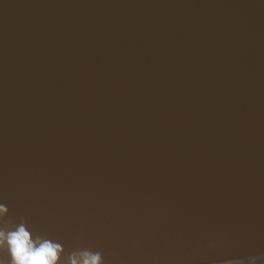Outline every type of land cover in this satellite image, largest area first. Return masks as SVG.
<instances>
[{
  "label": "water",
  "instance_id": "obj_1",
  "mask_svg": "<svg viewBox=\"0 0 264 264\" xmlns=\"http://www.w3.org/2000/svg\"><path fill=\"white\" fill-rule=\"evenodd\" d=\"M0 205L59 264H264V0H0Z\"/></svg>",
  "mask_w": 264,
  "mask_h": 264
},
{
  "label": "clouds",
  "instance_id": "obj_2",
  "mask_svg": "<svg viewBox=\"0 0 264 264\" xmlns=\"http://www.w3.org/2000/svg\"><path fill=\"white\" fill-rule=\"evenodd\" d=\"M8 212L0 205V217ZM0 250H6L9 264H59L64 249L59 243L37 235L33 238L26 223L21 222L14 228H0ZM101 254L90 251L73 252L67 264H101ZM0 264H4L0 261Z\"/></svg>",
  "mask_w": 264,
  "mask_h": 264
}]
</instances>
